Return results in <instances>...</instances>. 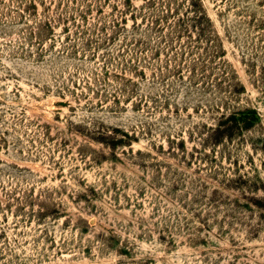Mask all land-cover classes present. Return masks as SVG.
<instances>
[{
	"label": "rangeland",
	"instance_id": "374dc122",
	"mask_svg": "<svg viewBox=\"0 0 264 264\" xmlns=\"http://www.w3.org/2000/svg\"><path fill=\"white\" fill-rule=\"evenodd\" d=\"M0 264H264V0H0Z\"/></svg>",
	"mask_w": 264,
	"mask_h": 264
}]
</instances>
